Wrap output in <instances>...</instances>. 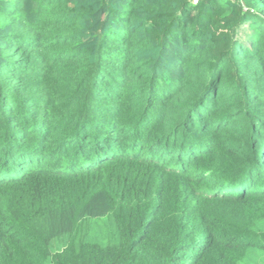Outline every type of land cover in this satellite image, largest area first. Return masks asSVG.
<instances>
[{
  "label": "trees",
  "instance_id": "16d2710c",
  "mask_svg": "<svg viewBox=\"0 0 264 264\" xmlns=\"http://www.w3.org/2000/svg\"><path fill=\"white\" fill-rule=\"evenodd\" d=\"M0 264H264V0H0Z\"/></svg>",
  "mask_w": 264,
  "mask_h": 264
}]
</instances>
